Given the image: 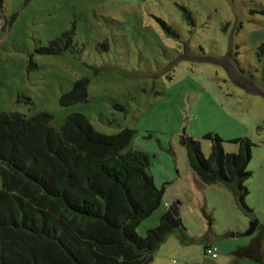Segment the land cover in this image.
<instances>
[{
	"label": "rangeland",
	"instance_id": "1",
	"mask_svg": "<svg viewBox=\"0 0 264 264\" xmlns=\"http://www.w3.org/2000/svg\"><path fill=\"white\" fill-rule=\"evenodd\" d=\"M80 80L86 102L62 105ZM0 112L48 114L56 131L73 114L105 136L133 131L130 148L163 190L137 234L179 202L187 237L168 235L148 264H260L234 252L264 226V0H0ZM182 134L204 158L205 134L230 154L228 141L250 143L248 211L232 189L195 178Z\"/></svg>",
	"mask_w": 264,
	"mask_h": 264
},
{
	"label": "trees",
	"instance_id": "2",
	"mask_svg": "<svg viewBox=\"0 0 264 264\" xmlns=\"http://www.w3.org/2000/svg\"><path fill=\"white\" fill-rule=\"evenodd\" d=\"M86 99L87 82L80 80L60 103ZM51 121L45 113L0 112V264H145L168 235L187 240L179 202L156 227L137 234L163 190L154 185L149 157L130 148L133 131L105 136L80 114L67 117L59 131ZM202 138L211 142L207 158L198 141L179 136L190 171L203 185L232 189L247 210L250 143L228 141L237 145L230 154L217 135ZM259 231L252 245L234 252L236 259L264 264V226Z\"/></svg>",
	"mask_w": 264,
	"mask_h": 264
},
{
	"label": "water",
	"instance_id": "3",
	"mask_svg": "<svg viewBox=\"0 0 264 264\" xmlns=\"http://www.w3.org/2000/svg\"><path fill=\"white\" fill-rule=\"evenodd\" d=\"M257 227H258V222L257 221H255V222H253V223H251L250 225H249V228H248V230H247V232H246V236H250V235H252L254 232H255V230L257 229ZM151 257L150 258H148V260L146 261V263L145 264H148L150 261H151Z\"/></svg>",
	"mask_w": 264,
	"mask_h": 264
},
{
	"label": "built area",
	"instance_id": "4",
	"mask_svg": "<svg viewBox=\"0 0 264 264\" xmlns=\"http://www.w3.org/2000/svg\"><path fill=\"white\" fill-rule=\"evenodd\" d=\"M207 252H208V254H210L211 256H214V257L216 256V252H215L214 250H212V249H211V250L209 249Z\"/></svg>",
	"mask_w": 264,
	"mask_h": 264
}]
</instances>
